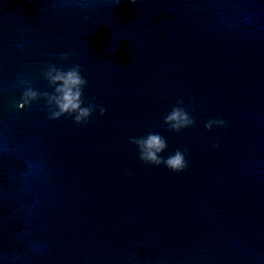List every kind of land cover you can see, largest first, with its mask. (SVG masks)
Returning <instances> with one entry per match:
<instances>
[{"label":"water","instance_id":"1","mask_svg":"<svg viewBox=\"0 0 264 264\" xmlns=\"http://www.w3.org/2000/svg\"><path fill=\"white\" fill-rule=\"evenodd\" d=\"M48 62L78 63L105 113L18 108ZM149 131L184 171L138 159ZM0 264H264V0H0Z\"/></svg>","mask_w":264,"mask_h":264},{"label":"clouds","instance_id":"2","mask_svg":"<svg viewBox=\"0 0 264 264\" xmlns=\"http://www.w3.org/2000/svg\"><path fill=\"white\" fill-rule=\"evenodd\" d=\"M114 2L119 3V0H114ZM130 2L136 3V0H130ZM71 55V51L61 52L59 60L65 61ZM41 76L51 91L33 87L30 78L19 79L18 86L22 88V92L17 104L18 108H31L33 104L43 100L47 119L55 120L61 116L71 117L77 125L87 124L97 109L100 115L105 113V107L95 102V96L85 98L83 91L88 81L81 74V67L78 63L65 66L62 63L48 62L41 68ZM192 110L191 101L185 105L183 98H178L170 110L162 114V120L169 131L179 133L195 123L191 115ZM214 127L227 128L228 123L218 116L211 117L204 123V128L207 130ZM128 142L136 146L138 159L145 164L163 165L176 173L188 167L187 148L176 147L168 151L167 155H162L168 149V144L159 132L149 131L140 136H130ZM210 147L216 149L218 144L213 142Z\"/></svg>","mask_w":264,"mask_h":264}]
</instances>
